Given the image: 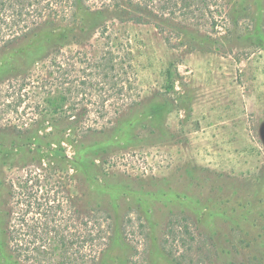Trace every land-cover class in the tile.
<instances>
[{
	"label": "rangeland",
	"instance_id": "374dc122",
	"mask_svg": "<svg viewBox=\"0 0 264 264\" xmlns=\"http://www.w3.org/2000/svg\"><path fill=\"white\" fill-rule=\"evenodd\" d=\"M107 1L85 0L91 10ZM227 3L214 26L110 29L132 50L128 98L91 110L98 131L64 139L77 208L112 215L98 264H178L161 244L172 217L195 237L170 238L180 264H264V0ZM33 105L0 112L1 125L33 116ZM6 151L0 201L29 166ZM0 264H13L1 245Z\"/></svg>",
	"mask_w": 264,
	"mask_h": 264
},
{
	"label": "trees",
	"instance_id": "16d2710c",
	"mask_svg": "<svg viewBox=\"0 0 264 264\" xmlns=\"http://www.w3.org/2000/svg\"><path fill=\"white\" fill-rule=\"evenodd\" d=\"M91 9L85 0H0V112H18L27 99L34 104V115L21 123H0L4 158L26 153L29 163L0 201V245L13 264H98L112 215L77 208L64 139L98 131L87 123L94 107L103 112L114 99L125 105L133 55L122 36L110 32L115 22L154 23L178 34L202 22L214 26L228 3L108 0ZM79 10L95 16L81 24L74 20ZM184 227L172 217L161 239L178 264L170 238L178 244L195 239Z\"/></svg>",
	"mask_w": 264,
	"mask_h": 264
}]
</instances>
